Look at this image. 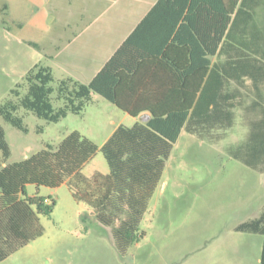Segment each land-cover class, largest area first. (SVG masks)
Instances as JSON below:
<instances>
[{"label": "trees", "instance_id": "trees-1", "mask_svg": "<svg viewBox=\"0 0 264 264\" xmlns=\"http://www.w3.org/2000/svg\"><path fill=\"white\" fill-rule=\"evenodd\" d=\"M238 3L157 0L88 84L68 78L55 91L49 67L35 65L27 72L26 93L13 90V99L0 104V118L20 131L26 132L20 109L58 123L69 113L82 114L93 94L140 122L113 131L100 147L109 173L90 177L82 170L98 147L80 133L67 134L55 148L46 145L20 162L6 163L10 150L0 126V262L43 234L39 217L49 216L55 206L49 197L30 196L28 186L66 185L94 222L109 229L117 252L126 253L144 236L140 223L182 130L217 144L240 120L245 137L227 144L226 151L264 174V109L255 101L246 107L247 99L259 96L251 93L254 87L229 77L227 60L213 62L228 50V27ZM230 81L237 86L233 92ZM54 92L63 104L59 108L52 104ZM237 230L264 236V221L245 222Z\"/></svg>", "mask_w": 264, "mask_h": 264}, {"label": "rangeland", "instance_id": "rangeland-1", "mask_svg": "<svg viewBox=\"0 0 264 264\" xmlns=\"http://www.w3.org/2000/svg\"><path fill=\"white\" fill-rule=\"evenodd\" d=\"M21 1V11L0 12V104L13 99V90L26 93L25 76L35 65L51 69L55 91L62 80L79 82L78 70L94 65L95 42L101 37L92 39L91 47L88 39L87 45L69 44L79 32L73 25L79 5L73 0H44L43 9ZM40 10L51 19L45 26L30 23ZM124 32L104 31L102 48L109 56L128 34ZM90 48L92 55L87 56ZM75 53L81 56L74 58ZM52 97L55 108L63 105L55 92ZM17 115L26 132L0 118L10 150L7 163L20 162L46 145L55 148L67 134L78 132L98 147L82 170L86 177L109 173L100 147L118 126L140 122L95 94L82 114L69 113L58 123H47L23 109ZM245 134L240 120L217 144L182 130L140 223L144 236L123 255L117 252L109 229L94 222L88 207L76 202L66 185L56 189L28 186L30 196L49 197L55 206L49 216L39 217L43 234L0 264H260L261 236L237 229L251 210L260 207L264 176L226 151L227 144L239 143ZM85 215L88 218L83 222Z\"/></svg>", "mask_w": 264, "mask_h": 264}, {"label": "crops", "instance_id": "crops-1", "mask_svg": "<svg viewBox=\"0 0 264 264\" xmlns=\"http://www.w3.org/2000/svg\"><path fill=\"white\" fill-rule=\"evenodd\" d=\"M24 1L37 5L39 8L44 6V0ZM156 2L157 0H73V4L79 5L78 16L74 18L73 22L75 30L79 32L71 36V41L73 39L74 41L69 42V44L72 46L82 45L83 43L87 45L88 39L91 47L92 39L97 38L99 35L102 37L104 31L109 30L128 33L121 41L122 43ZM23 8L21 0H0V12L8 13V15L16 10L21 11ZM35 13L30 23L35 26H45V24L50 23L51 19H47L49 17L48 12L40 10ZM82 30L84 31L80 32ZM228 32V50L226 54L214 57L213 62L227 60L229 63V77H236L240 81H244L243 85L246 88L254 87V89H251V93H257L259 96V100L254 97L250 98L251 100L247 99L246 107L251 101H255L260 102L261 108L264 109V0H239L237 8L231 15ZM83 37H85L84 41H82ZM101 37L97 38L95 43L98 48H95V56L91 57L94 65L89 64L78 70V81L80 83L88 84L121 45L120 43L109 56L107 49L104 51L102 48L103 40ZM86 53L87 56L92 55V49L90 48ZM79 56L81 54H74V58ZM242 64H244V69L240 68ZM235 88L237 89L235 83L230 81L229 90H232L230 92L235 91ZM238 89L240 90V87ZM6 163L1 164V167L5 166ZM262 178L264 180V177ZM259 198L260 207L253 212L251 210L249 218L245 222L264 221V194H261ZM91 213L90 215H92ZM251 234L261 236L258 260L261 264L264 236L258 233Z\"/></svg>", "mask_w": 264, "mask_h": 264}, {"label": "water", "instance_id": "water-1", "mask_svg": "<svg viewBox=\"0 0 264 264\" xmlns=\"http://www.w3.org/2000/svg\"><path fill=\"white\" fill-rule=\"evenodd\" d=\"M92 214V213H91Z\"/></svg>", "mask_w": 264, "mask_h": 264}]
</instances>
